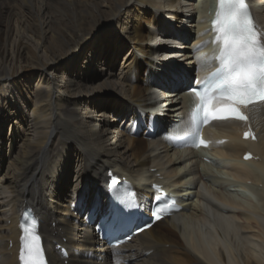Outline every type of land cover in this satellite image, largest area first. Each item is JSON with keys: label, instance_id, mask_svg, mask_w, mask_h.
Here are the masks:
<instances>
[{"label": "bare ground", "instance_id": "bare-ground-1", "mask_svg": "<svg viewBox=\"0 0 264 264\" xmlns=\"http://www.w3.org/2000/svg\"><path fill=\"white\" fill-rule=\"evenodd\" d=\"M248 2L264 42V0ZM215 6L0 0V264L19 262L26 208L38 216L49 264H264V101L247 107V122L206 127L208 148H175L170 140L191 130V75L202 79L217 65ZM103 41L113 44L101 58ZM122 53L116 79L108 59ZM177 64L183 74L174 76ZM109 108L118 113L107 118ZM248 126L256 141L241 138ZM246 151L252 159H242ZM215 159L226 176L213 171ZM108 170L136 189L137 220L150 217L153 182L181 209L110 247L95 230L110 205ZM233 182L252 188L259 202L235 196L227 188Z\"/></svg>", "mask_w": 264, "mask_h": 264}, {"label": "snow or ice", "instance_id": "snow-or-ice-1", "mask_svg": "<svg viewBox=\"0 0 264 264\" xmlns=\"http://www.w3.org/2000/svg\"><path fill=\"white\" fill-rule=\"evenodd\" d=\"M213 30L217 33L216 41L222 44L219 55V67L200 90H194L199 103L193 109L192 122L199 133V123L205 122L209 116L224 119L226 113H231L240 120L245 117L238 111V106L248 105L256 100L264 101V42L261 34L252 22L245 0H219ZM112 41H103L97 48L101 58L110 54ZM214 88L218 95L210 97L208 91ZM224 100L227 107L208 111L212 100ZM246 136L248 133L245 134ZM202 143V141H201ZM245 158H248L247 156ZM153 199L159 200V197ZM138 208L134 201L121 206L118 203L106 210L112 216L126 215V209ZM168 204H157L152 210L153 216L160 218L169 211ZM25 246L30 257L24 264H40L38 258L41 249L35 248L34 242Z\"/></svg>", "mask_w": 264, "mask_h": 264}, {"label": "rangeland", "instance_id": "rangeland-1", "mask_svg": "<svg viewBox=\"0 0 264 264\" xmlns=\"http://www.w3.org/2000/svg\"><path fill=\"white\" fill-rule=\"evenodd\" d=\"M196 20H197V17L195 18V21ZM181 32H183L182 34H185L186 35L185 28L182 29ZM192 42L193 41L189 42V44L191 45ZM125 55H126V53H122L119 56L113 55L111 58L108 59L109 64L111 63V65H109V67H108L109 68V71L112 73L113 77L116 78V79H119L120 78V72H119L120 70L119 69L122 68V67H120L121 66L120 64H121V61H123V58H124ZM108 57H110V55ZM178 65L179 64H177V66L175 65L176 67H175V69H173L175 72L172 70V72H174L173 73L174 76L176 74L182 75L183 73H185V74L186 73L187 74L189 73L188 70H190V69L186 70V65H187L186 63H183V66H180L181 69L184 70L183 73L180 70V68H179ZM192 75L195 76L196 73L193 72ZM107 107H108V105H107ZM117 111H118V109L117 110H112L111 108H109L108 111H107V114H106L107 118L108 117H111V115H113V114L118 113ZM117 120L118 121L117 122L115 121V123H118L119 122V119H117ZM8 130H9V126L6 124L5 125V132L7 133ZM215 161H216V164L218 166H213L212 167L213 171L215 173H217L218 175L226 176L227 174L223 172L222 168H220L221 161L219 159H215ZM72 165H74V163L73 164L71 163V167H70V170H69L68 176H67V181L69 182V187L70 188L73 187V184H74L75 178H76L74 172L72 171V169H73ZM219 170H221V171H219ZM227 188L233 190L235 196H238L239 195V197H248V198L252 199V201L255 202V203L259 202V200H260L259 196L248 185H244V184H241V183H237V182L234 183L233 182L230 186H227Z\"/></svg>", "mask_w": 264, "mask_h": 264}]
</instances>
